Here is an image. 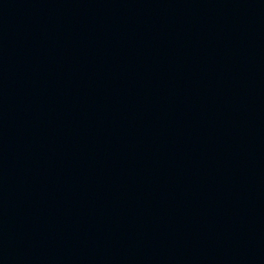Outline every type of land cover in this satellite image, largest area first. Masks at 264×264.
<instances>
[{
	"label": "water",
	"instance_id": "1",
	"mask_svg": "<svg viewBox=\"0 0 264 264\" xmlns=\"http://www.w3.org/2000/svg\"><path fill=\"white\" fill-rule=\"evenodd\" d=\"M0 264H264V0H0Z\"/></svg>",
	"mask_w": 264,
	"mask_h": 264
}]
</instances>
